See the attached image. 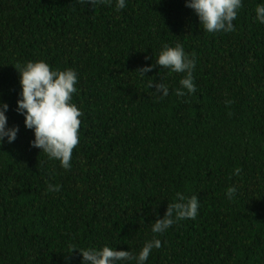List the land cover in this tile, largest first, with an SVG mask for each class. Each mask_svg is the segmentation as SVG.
Listing matches in <instances>:
<instances>
[{
    "label": "trees",
    "instance_id": "1",
    "mask_svg": "<svg viewBox=\"0 0 264 264\" xmlns=\"http://www.w3.org/2000/svg\"><path fill=\"white\" fill-rule=\"evenodd\" d=\"M258 2L243 0L235 31L210 34L185 0H127L119 12L86 0H0V100L19 127L0 144V264H80L79 248L105 244L139 251L177 192L197 195L199 214L155 234L161 247L146 264H264ZM177 42L196 57L197 90L184 97L174 91L183 73L156 65L139 74ZM40 59L79 76L83 116L67 170L31 146L16 111L15 65ZM151 81L169 95L156 99Z\"/></svg>",
    "mask_w": 264,
    "mask_h": 264
},
{
    "label": "clouds",
    "instance_id": "2",
    "mask_svg": "<svg viewBox=\"0 0 264 264\" xmlns=\"http://www.w3.org/2000/svg\"><path fill=\"white\" fill-rule=\"evenodd\" d=\"M91 5L108 3L117 12L127 7V0H86ZM185 6L194 10L203 30L210 34L235 31L234 21L243 8V0H185ZM254 19L264 24V0H259L254 8ZM156 65L167 68L170 73H183L179 87L175 88L177 97L196 92L193 72L196 68V57L185 51L179 42L174 46L164 43L158 52L155 64H147L139 69L141 77L150 72ZM19 73L21 91L17 99L16 111L23 115L24 125L34 133L31 146L39 148L49 159L57 160L67 170L72 167L73 149L79 143V128L83 112L73 102V94L78 93L79 76L76 69L52 67L43 59L29 60L22 65H15ZM154 85L156 99L169 95V86L163 82L151 81L148 88ZM9 105L0 100V144L15 141L19 127L9 126L6 112ZM240 169H235L239 175ZM61 185H48L51 192H59ZM236 188L230 187L227 196L231 199ZM200 200L197 195L186 197L177 192L173 202L168 204L162 218L158 217L151 225L154 234L146 240L139 251L117 249L108 244L102 247L76 248L70 245V252L78 249L81 253L80 264H146L153 249L161 247V240L155 234L165 233L174 223L180 220H195L199 214ZM69 252V253H70Z\"/></svg>",
    "mask_w": 264,
    "mask_h": 264
}]
</instances>
